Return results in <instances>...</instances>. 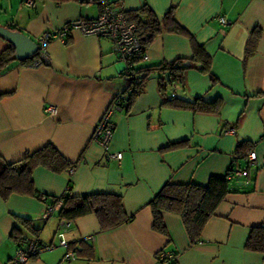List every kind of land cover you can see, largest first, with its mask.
<instances>
[{
    "label": "crops",
    "instance_id": "1",
    "mask_svg": "<svg viewBox=\"0 0 264 264\" xmlns=\"http://www.w3.org/2000/svg\"><path fill=\"white\" fill-rule=\"evenodd\" d=\"M112 1H121L126 11L147 5L159 19L172 10L185 30H161L138 66L189 60L194 42L211 58L209 72L193 64L180 81L167 85L165 96L158 74H150L131 105L112 113L108 149L120 151L122 159L108 161L91 137L111 101L127 88L119 75L124 63L108 39L75 30L48 44L47 64H7L0 71V156L11 163L51 143L75 167L71 173L34 168V190L45 195L44 201L28 194L0 197V264L32 237L54 247L25 264H156L161 250L176 255L172 264H264V252L245 248L251 227L264 226V0ZM98 13L97 6L77 0H36L32 7L22 0H0V25L14 26L35 42L44 32ZM219 17L227 25H220ZM254 28L260 34L246 56ZM8 45L0 37V54ZM173 97L218 101V109L163 104ZM50 106L54 115L46 111ZM230 128L233 133H227ZM240 143H249L250 149L234 161ZM250 151L256 153L255 169L230 182L235 188L207 221L197 244L190 243L176 214L163 215L166 235L152 230L148 203L166 182L206 185L211 176H225L231 163L244 167ZM69 187L72 195L118 194L133 218L109 230H101L93 214L61 226L59 208L43 219V210ZM19 218L27 219L30 228ZM58 231L67 247L58 245ZM68 250L75 252L73 260H63Z\"/></svg>",
    "mask_w": 264,
    "mask_h": 264
},
{
    "label": "trees",
    "instance_id": "2",
    "mask_svg": "<svg viewBox=\"0 0 264 264\" xmlns=\"http://www.w3.org/2000/svg\"><path fill=\"white\" fill-rule=\"evenodd\" d=\"M125 17L128 22L135 24L137 37L145 49L161 30L185 33V30L175 21L172 10H169L162 19H159L147 5H144L137 11H126ZM9 28L19 31L14 26H9ZM259 34L258 28H254L250 32L246 56L252 53ZM36 57L37 53L32 58L21 62V64H31ZM12 60H15L14 48L8 45L0 54V71ZM136 62L137 64L140 63L138 60ZM185 62L189 63V67L194 64L199 70L209 72L211 58L206 54L202 45L193 42L192 57L189 60L176 59L171 62L162 61L151 66L136 65L133 67V77L130 82L132 89L123 92L126 101L124 107H129L134 98L142 92L146 79L152 73L158 74V89L161 95L165 96L167 85L180 81L182 72L187 69L183 67ZM211 78L213 81V77ZM163 100V104L176 108H189L193 111L216 112L218 109V101L205 103L201 98L193 101L180 100L174 97L164 98ZM245 149H250L249 143H240L235 150L233 160L236 161L237 158L244 157L247 152ZM37 166H44L57 173L69 171V169L75 167V164L65 159L51 143L37 151L27 152L21 159L11 163L5 162L0 156V197L6 199L10 194L17 193L36 195L38 198L39 194H36L34 190L32 179L33 170ZM232 169L233 163L230 164L225 176H211L206 185L166 182L148 203L151 209L152 230L166 235L167 229L163 221V215L165 213L176 214L182 220L190 243L197 244L205 224L215 214L218 205L231 191L232 185L228 176L231 174ZM69 190L70 187L59 197H56L51 205L54 206L58 200L61 201L58 210V217L61 221L70 222L81 216L93 214L97 218L101 230H109L129 222L133 218L132 215L125 212L122 197L118 194L72 195ZM19 220L30 228L27 219L19 218ZM33 232H35L34 229ZM245 248L257 253L264 252L263 225L251 227L245 242ZM159 264H166V262L162 261Z\"/></svg>",
    "mask_w": 264,
    "mask_h": 264
},
{
    "label": "built area",
    "instance_id": "3",
    "mask_svg": "<svg viewBox=\"0 0 264 264\" xmlns=\"http://www.w3.org/2000/svg\"><path fill=\"white\" fill-rule=\"evenodd\" d=\"M80 3L95 5L99 9L98 16L91 19H80L72 21L56 31H47L42 33L37 39V57L31 63L32 65H42L49 62L47 46L52 40H65L72 31H80L85 35H93L99 38H106L111 42L112 51L117 58L124 63V68L119 73L121 78L127 82V91L132 89L130 82L133 77V67L137 65L136 60L145 61L147 59L146 49L141 45L137 34L136 26L132 22H128L125 17L126 10L119 2L112 0H77ZM36 0H22V3L27 7L34 6ZM220 25H227V20L224 17H219ZM173 96V95H171ZM125 94H117L111 101L110 105L97 121L91 139L99 144L106 155L108 161H120L122 153L120 151H110L108 149L109 142L113 136L114 124L111 116L114 111L123 109L125 106ZM49 115L55 114L54 107L50 106L46 109ZM234 129L230 128L227 133H233ZM257 157L254 151H250L247 155V162L244 167H233L231 174L228 176L230 181L239 177H246L251 170L255 169ZM73 169H69L71 173ZM40 200H45V195L39 194ZM61 201L58 200L54 206L46 207L42 212V218L47 219L56 209L60 208ZM61 226L66 224L65 221H60ZM59 239L58 245L67 247V242L64 234L60 231L56 233ZM93 241L94 236L87 237ZM54 247L53 244H43L37 238H29L19 243L12 257L9 258L6 264H25L27 260L35 257L40 252L50 250ZM75 258V252L68 250L63 256V260L70 261ZM176 256L164 250H161L157 256L156 264L165 261L166 264L175 262Z\"/></svg>",
    "mask_w": 264,
    "mask_h": 264
},
{
    "label": "water",
    "instance_id": "4",
    "mask_svg": "<svg viewBox=\"0 0 264 264\" xmlns=\"http://www.w3.org/2000/svg\"><path fill=\"white\" fill-rule=\"evenodd\" d=\"M0 37L13 46L14 59L17 61L23 62L37 52V43L21 31L12 30L9 27L0 25ZM183 67L188 68L189 63L185 62ZM234 188L235 186H231V189Z\"/></svg>",
    "mask_w": 264,
    "mask_h": 264
}]
</instances>
